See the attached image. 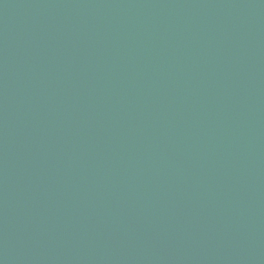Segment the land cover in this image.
<instances>
[{
	"label": "water",
	"instance_id": "water-1",
	"mask_svg": "<svg viewBox=\"0 0 264 264\" xmlns=\"http://www.w3.org/2000/svg\"><path fill=\"white\" fill-rule=\"evenodd\" d=\"M0 264H264V0H0Z\"/></svg>",
	"mask_w": 264,
	"mask_h": 264
}]
</instances>
